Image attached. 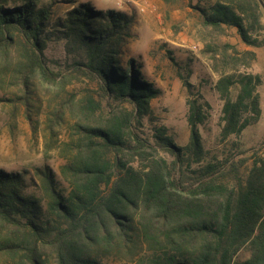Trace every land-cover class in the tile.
Listing matches in <instances>:
<instances>
[{
  "label": "trees",
  "instance_id": "1",
  "mask_svg": "<svg viewBox=\"0 0 264 264\" xmlns=\"http://www.w3.org/2000/svg\"><path fill=\"white\" fill-rule=\"evenodd\" d=\"M55 5L0 0V83L8 77L18 86L9 100L24 106L33 134L41 84L64 90L86 78L95 94L59 95L45 112L44 152L56 147L63 155L59 177L47 164L32 174L0 168V264H102L110 257L133 264H264V150L233 139L232 149L210 153L200 132L210 104L198 93L186 100L184 145L160 125L152 139L143 136L140 123L161 89L124 56L133 15L80 1L52 17ZM193 7L211 30L234 28L245 45L264 46V0H195ZM50 40L62 42L70 59L62 68L46 60ZM205 52L218 72L219 139H237L262 112L261 76L247 70L257 55L230 42ZM182 82L191 93L193 84Z\"/></svg>",
  "mask_w": 264,
  "mask_h": 264
},
{
  "label": "rangeland",
  "instance_id": "2",
  "mask_svg": "<svg viewBox=\"0 0 264 264\" xmlns=\"http://www.w3.org/2000/svg\"><path fill=\"white\" fill-rule=\"evenodd\" d=\"M52 17L62 14L66 9L80 1H88L94 8L116 9L133 15L131 35L124 44L126 57H134L143 77L152 82L161 91L151 100L150 114L142 118L139 130L143 136L152 139L154 128L166 127L178 145L188 140L187 98L202 96L210 104L209 118L200 127L201 135L210 153H224L234 146L237 140L243 148L260 146L264 150V46H247L239 39L234 28H225L224 32L213 31L201 22L200 12L193 7L195 0H55ZM264 23V18L262 19ZM224 42L234 43L238 50H254L256 57L250 63L249 71L259 73L262 84L259 87L262 112L255 125H249L235 139L231 135L220 141L219 130L222 101L214 86L218 72L213 70L207 57V45L216 46ZM17 45L12 51V61L19 58ZM45 56L50 66L62 68L69 61L62 42L47 41ZM182 78L193 84L191 93L183 84ZM18 86L6 77L0 83V168L13 170H29L47 164L58 175L63 155L56 147L49 153L44 152L45 131L44 116L48 107L52 106L59 95L69 92L81 94L84 90L94 93L95 86L86 78H79L66 84V89L45 88L42 84L35 88L40 105L39 123L33 134L30 123L24 116L23 105L12 104L10 97L18 94ZM198 93V95H197ZM56 94L58 96H56ZM59 137H66L65 126L59 129ZM262 143V144H261ZM161 155L170 158L167 153ZM48 155V156H46ZM59 177V175H58ZM35 177V182H38ZM0 256V263L3 262ZM102 264H133L114 257L104 258Z\"/></svg>",
  "mask_w": 264,
  "mask_h": 264
},
{
  "label": "water",
  "instance_id": "3",
  "mask_svg": "<svg viewBox=\"0 0 264 264\" xmlns=\"http://www.w3.org/2000/svg\"><path fill=\"white\" fill-rule=\"evenodd\" d=\"M259 2L262 4V0H259Z\"/></svg>",
  "mask_w": 264,
  "mask_h": 264
}]
</instances>
